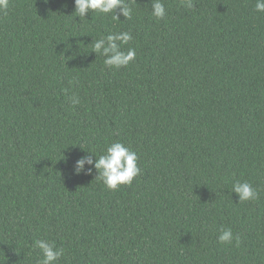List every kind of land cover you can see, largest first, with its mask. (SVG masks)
<instances>
[{"label": "trees", "instance_id": "trees-1", "mask_svg": "<svg viewBox=\"0 0 264 264\" xmlns=\"http://www.w3.org/2000/svg\"><path fill=\"white\" fill-rule=\"evenodd\" d=\"M163 3V20L149 0L120 20L75 17L74 0L0 13V264H38L39 239L63 249L56 264H264V13ZM116 32L136 50L119 69L91 52ZM113 142L138 156L131 185L74 174ZM236 181L259 198L238 202Z\"/></svg>", "mask_w": 264, "mask_h": 264}, {"label": "clouds", "instance_id": "clouds-1", "mask_svg": "<svg viewBox=\"0 0 264 264\" xmlns=\"http://www.w3.org/2000/svg\"><path fill=\"white\" fill-rule=\"evenodd\" d=\"M133 0H74L75 17L85 18L90 12L99 14H110L113 20L131 19L133 9L130 4ZM151 5V16L157 20H163L166 16V9L163 0H149ZM181 6L191 10L194 7V0H180ZM9 7V0H0V13L6 14ZM255 10L264 13V0H255ZM133 39L129 32H116L101 36L92 41V51L96 55L104 57V65L109 68L127 67L136 57L135 48H128L122 51L121 46L128 44ZM71 83V82H70ZM67 92V89L65 90ZM70 103L75 106L80 103L78 96L68 97ZM92 155H84L78 158L73 164L74 174L81 172L91 173L96 171L95 178L112 191L118 190L121 185L129 186L134 178L141 173L138 167V156L135 151L126 147L121 142H113L106 147L102 155L93 160ZM89 166L87 169L85 166ZM232 192L238 197V202L256 201L259 198V192L247 181H236L232 185ZM239 243V237H234L230 227H222L217 236L221 244H231L233 240ZM34 249H38L41 259L38 264H56L64 255L63 249H57L54 243L39 239L33 242Z\"/></svg>", "mask_w": 264, "mask_h": 264}]
</instances>
